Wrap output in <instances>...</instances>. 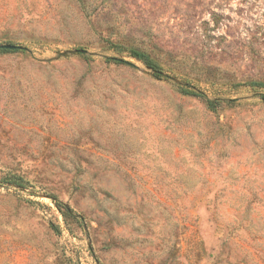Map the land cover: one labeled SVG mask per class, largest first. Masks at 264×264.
<instances>
[{
  "label": "rangeland",
  "instance_id": "obj_1",
  "mask_svg": "<svg viewBox=\"0 0 264 264\" xmlns=\"http://www.w3.org/2000/svg\"><path fill=\"white\" fill-rule=\"evenodd\" d=\"M0 45V264H264V0H0Z\"/></svg>",
  "mask_w": 264,
  "mask_h": 264
},
{
  "label": "trees",
  "instance_id": "obj_2",
  "mask_svg": "<svg viewBox=\"0 0 264 264\" xmlns=\"http://www.w3.org/2000/svg\"><path fill=\"white\" fill-rule=\"evenodd\" d=\"M1 51L2 52H8L6 50H1ZM133 57L136 60H138L140 62H143L148 68L152 69L153 71H161L159 65L157 63H155L149 56H147V55H145L143 53L134 52L133 53ZM111 61L118 62L116 59H113ZM119 62L123 63L122 61H119ZM182 93L187 94V95H192V96L199 97V98L203 99L205 101L208 109H210L211 111H214V112L217 110V108L221 104L219 101L210 100L206 95H204L202 93H197V92H194V91H186L184 89H182ZM4 185L12 186V187H15V188H22V186L17 185V184L12 183V182L4 183Z\"/></svg>",
  "mask_w": 264,
  "mask_h": 264
},
{
  "label": "water",
  "instance_id": "obj_3",
  "mask_svg": "<svg viewBox=\"0 0 264 264\" xmlns=\"http://www.w3.org/2000/svg\"><path fill=\"white\" fill-rule=\"evenodd\" d=\"M0 50H6V51H17V50H20V51H25L26 49L25 48H22V47H18V46H13V45H0ZM77 53H84V52H81V51H77ZM158 74H161L160 72H157Z\"/></svg>",
  "mask_w": 264,
  "mask_h": 264
}]
</instances>
